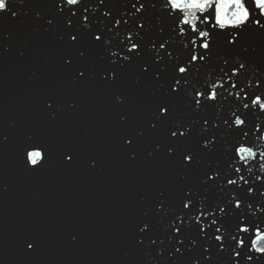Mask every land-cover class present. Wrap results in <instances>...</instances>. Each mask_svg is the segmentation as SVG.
Wrapping results in <instances>:
<instances>
[{"label": "water", "instance_id": "95a60500", "mask_svg": "<svg viewBox=\"0 0 264 264\" xmlns=\"http://www.w3.org/2000/svg\"><path fill=\"white\" fill-rule=\"evenodd\" d=\"M132 3L134 0H105L101 5L99 0H86V4L97 7V22L105 20V11L117 16L125 10V4L127 10L134 11ZM162 3L163 0L156 9L145 13L144 18L151 25L142 42L145 46L157 36L159 25L165 28L166 36L175 26V17L162 11ZM12 10L18 13L17 17L0 16V137H7L6 142L0 143V264H193L202 249L185 252L175 261L168 258L173 249L167 240V225L181 211L183 190L191 187L203 194L201 181L209 165L228 175L233 148L238 144L252 146L258 153L264 151V140L258 139L260 133L253 135L256 123L262 125L264 132V113H258V109L248 113L246 122L252 131L247 138L238 130L210 129L209 135L215 132L219 141L215 151L201 149V128L195 122L204 117L210 121L217 116L223 119L232 107L240 106L234 96L229 97V102L221 99L222 108L212 101L202 103L199 112L190 106L189 93L194 94V90L224 84V89L217 87L218 93L227 95L225 89L237 91L222 78L219 68L225 66L221 62L202 67L198 76L189 75L185 90L170 95L168 84L175 74L173 68L170 66L165 72L164 88L158 90V82L142 73L141 65L152 63V54L146 48L142 56L119 68L108 63L104 48L94 44L83 28L79 44L68 43L69 30L64 17L57 13L56 0H24L23 4L17 0ZM48 19H52L51 25ZM130 23H134V18ZM115 31L106 35L112 37ZM232 31L236 30H213L214 54L232 58L239 55L247 62L249 70L233 78L238 86L248 79L254 82L257 75L264 80V74L256 73L257 68L264 72V30L246 27L239 43L230 47L225 43V34ZM120 33L110 45L114 51L119 50V40L125 38L123 25ZM61 36L65 39L61 40ZM132 36L137 39L134 28ZM175 39L172 48L180 53L182 62L187 61L188 53L180 43L184 38ZM243 47L249 51L242 53ZM79 51H85L84 58L79 57ZM68 57L73 58L70 66L64 63ZM111 67L119 72L114 84L101 78ZM152 68L155 70V65ZM78 69L86 71L85 78L76 79ZM245 91L264 98V84ZM116 95H123L125 103L117 104ZM46 102H52L53 107L47 108ZM160 103L170 105L171 115L152 130L148 124L155 118ZM257 114L260 120L256 119ZM121 116L126 118L124 123ZM174 123L191 125L193 131L177 146L175 157L169 158L163 147L159 152L154 148L158 143H167V128ZM140 131L143 136L138 135ZM131 136L136 141L126 147L124 138ZM34 150L43 155L35 167L26 158V153ZM185 151L196 153L197 163L190 168L180 165ZM131 152H135V159L130 158ZM66 153L74 156L70 164L65 161ZM92 160L96 161L95 167L90 166ZM261 162L264 161L259 157L249 162L254 174H260L257 170ZM241 174L251 180L247 169L242 168ZM240 195L248 199L243 193ZM209 197L214 206L221 199L226 200L228 193L221 194L209 186ZM161 199L168 209L166 217L156 214ZM196 199L198 202L199 197ZM260 199L255 197L253 203ZM144 222L151 225V230L143 237L145 244L139 245L138 226ZM224 223L235 231L239 216L230 215ZM246 223L258 224L264 231V214L248 215ZM196 234L195 226L185 227L186 240ZM150 237L157 238V245L150 244ZM159 240H164L160 245L166 249L163 256L157 255ZM26 242H32L35 250L27 251ZM213 264H227V257L216 255Z\"/></svg>", "mask_w": 264, "mask_h": 264}, {"label": "snow or ice", "instance_id": "6c2138e0", "mask_svg": "<svg viewBox=\"0 0 264 264\" xmlns=\"http://www.w3.org/2000/svg\"><path fill=\"white\" fill-rule=\"evenodd\" d=\"M14 2L17 0H0V16L10 14L11 18L17 17L18 13L12 10ZM18 2L23 4L24 0H18ZM104 3L105 0H99V4L103 5ZM160 3L161 0H134V3L131 4V9L134 11L127 10L128 5L125 4V10L120 11L117 16H114L111 11L103 12L105 20L99 22L95 18L97 7L93 8L91 4H86V0H56V9L57 13L64 17V23L69 30L67 32L68 43L70 45L79 44L78 38H83L81 32V28H83L91 35L94 44L99 43L104 48L108 54L107 59L110 65L124 68L125 62L131 64L134 59L143 55L146 48L152 54V63L151 65H141L142 73L150 74L151 78L158 82V90L164 88L162 78L171 66L175 74L168 84L170 95H178L185 90V86L189 84V75L195 73L198 76L202 67H208L215 61L221 62L225 66L219 68V71L223 73L222 78H225V83H230L231 89H237V91L232 93L229 89H225L227 95L224 92L218 93L217 87L224 89V84L213 86L210 89L194 90V94L189 93L192 96L190 106L194 105L193 110L199 112L202 103L212 101L220 103L222 108L221 99L223 102H229V97L233 96L234 101L240 102V106L232 107L229 115L223 119L217 116L215 120L210 121L204 117L195 122L199 123L201 128L200 147L209 152L215 151L219 141L215 132L209 135L210 129L224 127L229 131L238 130L241 136L247 138L252 131L246 122L248 113L254 109H258V113H264V98L261 95L246 92L245 88H260L264 84V80L257 75L254 82L252 79H248L246 84L238 86V81L233 78L246 73L249 70V65L239 55L234 58L223 55L216 56L212 47V34L213 30L222 33L226 29L236 30L225 34L226 45L234 47L239 43L240 34L246 27L252 26L257 30H264V20L258 18L264 17V0H163L162 11H165L170 17H175V26L170 29L171 35L166 36L165 28L163 25H159L157 36L151 38L145 46L142 42L145 34L151 28L144 18L145 13L149 9H156L157 4ZM131 18H134V23H130ZM47 23L51 25L52 19H48ZM122 25L126 35L124 39L119 40V50L114 51L110 45L114 39L120 37ZM133 28L137 37L135 40L132 36ZM114 29H116L114 36L106 35V33H113ZM97 31L100 34H97ZM176 36L184 38L180 40V43L183 51L188 53L187 61L182 62L180 53L172 48V45L176 43ZM60 39L64 40L65 37L61 36ZM241 51L247 53L249 49L243 47ZM122 52L123 55H121ZM79 57L84 58L85 51H79ZM101 59L104 57L102 56ZM64 63L70 66L73 63V58H65ZM153 65H155V70L152 68ZM256 73L264 74L259 68L256 69ZM86 75L84 69H78L76 79L85 78ZM101 78L114 84L119 78V72L116 67H111L101 74ZM115 102L122 105L125 103V97L116 95ZM71 106L76 107L75 104ZM46 107L51 109L53 103L46 102ZM171 111L170 105L158 104L155 118L149 121L148 127L152 130L158 129L161 124L168 121ZM52 115L55 118V113ZM260 118V115L257 114L256 119L260 120ZM120 121L124 123L126 118L121 116ZM261 128V124H254L253 135L260 133L258 139L264 140V132L261 131ZM192 131L191 125L172 124L167 128L169 133L167 143L165 145L156 144L154 151L159 152L163 147L167 156L174 158L177 146L187 140ZM138 135L143 136L144 132L140 131ZM6 141L7 137H0V143ZM135 141V136L125 137L124 145L131 147ZM148 155H153V151H150ZM180 157V165L183 168H190L197 163L194 152L185 151ZM257 157L260 161H264V151L258 153L252 146L238 144L233 148L232 161L229 163L231 171L228 175L222 174L219 169H212L209 165V171L204 173L201 181L204 185L203 194L194 192L191 187L183 190L181 211L173 215L167 225V240L173 249L168 253L169 260L175 261L176 257L184 256L185 252L192 253L200 248L202 251L199 257L193 258V264H213L215 256L220 254L227 257V264H264V231L258 224L250 226L246 223L248 215L264 214V162L259 163L257 171L260 174H254L252 167L248 166L249 162L257 160ZM26 158L27 162L35 167L42 161L43 155L41 151L34 150L27 152ZM130 158H136L135 152L130 153ZM73 160L72 154H65L66 163L70 164ZM89 163L91 167L96 166L95 160ZM242 168L247 169L251 180L241 174ZM209 186L215 187L221 194L227 192L228 198L221 199V202L214 206L211 205L209 203ZM241 193L248 199H243ZM160 195L164 196L163 193ZM257 196L261 198L259 203H253ZM196 197H199L198 202ZM156 214H163L165 217L168 215V209L165 207L163 199L156 206ZM230 215L239 216V223L235 231H230L224 223ZM193 226L196 227V237L186 240L185 227ZM150 230L151 225L147 222L138 226L140 236L137 243L139 245L145 244L143 237ZM241 233L246 235H241ZM149 240L151 245H157V238L150 237ZM163 244L164 240H159L157 248L159 256H163L166 251L165 248L160 247ZM26 249L29 252L34 251V244L26 242Z\"/></svg>", "mask_w": 264, "mask_h": 264}]
</instances>
